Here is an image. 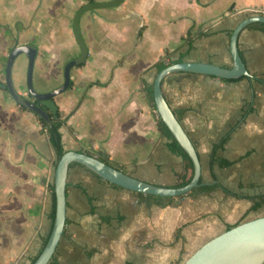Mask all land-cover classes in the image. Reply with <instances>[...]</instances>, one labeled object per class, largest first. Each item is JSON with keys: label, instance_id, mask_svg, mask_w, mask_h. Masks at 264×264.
I'll list each match as a JSON object with an SVG mask.
<instances>
[{"label": "crops", "instance_id": "0c3cea01", "mask_svg": "<svg viewBox=\"0 0 264 264\" xmlns=\"http://www.w3.org/2000/svg\"><path fill=\"white\" fill-rule=\"evenodd\" d=\"M104 8L109 11L99 20L101 51L88 49L82 66L93 64L91 69L78 73L83 83L68 88L77 91L76 100L65 97L57 105L65 119L62 145L92 153L140 180L178 186L187 171L167 148L146 97L156 74L151 66L165 51L177 57L190 38L183 61L230 67L229 33L241 20L264 15V0H124ZM257 23L244 27L237 39L252 77L176 72L162 82L168 105L196 147L198 187L215 188L196 187L178 197L140 194L70 163L65 225L48 264H180L241 222L264 196V30ZM19 105L0 87V264H31L53 225L56 156L37 117ZM221 141L211 159L212 146ZM257 211L245 217L264 215Z\"/></svg>", "mask_w": 264, "mask_h": 264}, {"label": "water", "instance_id": "95a60500", "mask_svg": "<svg viewBox=\"0 0 264 264\" xmlns=\"http://www.w3.org/2000/svg\"><path fill=\"white\" fill-rule=\"evenodd\" d=\"M107 2L87 3L81 5L73 17V34L80 48V54L66 62L63 69V83L56 89L46 93H36L32 87V71L38 48L33 43L15 45L9 51L5 62V82H0L2 89H7L11 97L20 105H24L33 111L44 114L43 110L36 107L31 101L18 93L13 86L11 71L15 58L19 54L27 57V86L28 91L39 99L56 117L58 106L51 99L55 95L65 91L70 83V70L85 62L88 48L80 31V17L89 10L107 7ZM253 22L264 23V15H252L241 20L232 30L229 37V51L232 59L230 67H223L212 63L182 61L170 64L158 71L152 82L153 100L155 111L165 123L173 137L188 154L192 165L193 175L191 180L181 186H161L135 178L126 172L117 169L98 159L96 156L83 153L78 150H66L58 159L54 169V219L51 232L46 243L32 264H48L53 257L65 225L66 213V177L70 163H79L102 179L118 185L122 188L159 197H178L189 193L201 183V164L196 147L188 137L175 113L168 105L163 92L162 82L164 78L176 72H190L195 74L210 75L223 79H233L241 76L252 77L239 54L237 39L240 31ZM264 263V215L248 219L230 227L217 236L209 239L181 264H263Z\"/></svg>", "mask_w": 264, "mask_h": 264}, {"label": "rangeland", "instance_id": "374dc122", "mask_svg": "<svg viewBox=\"0 0 264 264\" xmlns=\"http://www.w3.org/2000/svg\"><path fill=\"white\" fill-rule=\"evenodd\" d=\"M105 1L108 0H93L99 3ZM87 3L89 0H0V81L5 80L4 66L9 48L15 42L17 44L33 43L38 48L32 71L33 89L36 93H46L58 88L63 83L64 65L80 53L79 45L73 34V17L75 11ZM108 9L89 10L80 17L81 35L92 54L101 51L102 27L99 20L102 13L109 11ZM109 18L115 20L116 15H109ZM135 24H139L138 19ZM135 35L136 33H131L132 43ZM99 58L98 64H101V58ZM92 65L88 68L72 67L70 76L73 75V80L70 87L75 82L83 83L81 79H78L80 78L78 73H84L85 69L90 70ZM26 73L27 57L19 54L13 62L11 77L14 89L24 96L28 88ZM76 94L75 89H67L55 95L54 101L57 105L65 97L75 101ZM25 111L27 115H35L30 109ZM44 141L46 147L48 142ZM257 212L264 214V204ZM250 215L254 216L256 213ZM250 215L241 222L250 219Z\"/></svg>", "mask_w": 264, "mask_h": 264}, {"label": "trees", "instance_id": "16d2710c", "mask_svg": "<svg viewBox=\"0 0 264 264\" xmlns=\"http://www.w3.org/2000/svg\"><path fill=\"white\" fill-rule=\"evenodd\" d=\"M123 1L124 0H108L105 2L109 3L107 7H115V6H118L119 4H121ZM89 3H96V2H93V0H89ZM257 25H259L261 27V29L264 30V23H257ZM141 30H142V28L139 29V32H138L139 35L141 33ZM186 34H188V37H189V29L187 30ZM139 35H138V37H139ZM229 35H230V33H229ZM184 38H186V36ZM190 49H191V39L189 38L188 42H187V48L185 49V51L179 52L178 56L175 58L172 57L173 52L165 51L164 54L151 67L155 68L156 73H157L158 71H160L161 69H163L164 67H166L170 64L182 62L184 60L185 55L189 52ZM82 65H83V63L78 65V66H82ZM241 78H243V76H241ZM70 85H71V80H70V83H69V86L67 87V89L70 87ZM146 97H147L149 103L151 104L152 108L155 110V104H154V100H153L152 83L150 85H148V87H146ZM19 106L22 110L30 109L24 105H19ZM30 110L35 114V116L37 117L38 121L41 124L42 131L47 135L48 141H49V143H50V145H51V147L55 153V156H56V161H55V166H56L58 159L66 151L62 145L61 133L59 131L60 127L65 122V119L61 118V115L58 111L56 112V117H54L51 115V113H48L46 109H44V111H43L44 114H40L36 111H33L32 109H30ZM157 125H158V129H159L160 133L164 137L167 138V142H166L167 148L171 152L180 156L182 159L183 165L185 166V169L187 171L186 172L187 176L184 177V179L178 184V186L184 185V184L188 183L192 178V175H193L192 162H191L188 154L179 145V143L176 141V139L171 134L170 130L167 128L165 123L160 119V117H158V115H157ZM222 144H223V141H221L220 144H215L212 146L211 154H210L211 159L214 158L215 153L217 152L219 147H221ZM79 151L86 153V154H89L91 156H94L92 153L86 152L84 150H79ZM97 158L106 162L104 159H102L98 156H97ZM219 163L222 166H226V165L231 164V161L220 160ZM116 168H118L119 170H122L120 167H116ZM200 181H201V178H199V182ZM53 188H54V186L52 185L51 186V191H52L51 218H52V220L54 217V191H53ZM214 188H215V185H209V186L202 185V186L198 187V189L203 190V191H210V190H213ZM140 194H142V193H140ZM263 204H264V196L259 197L258 199L254 200L252 205L248 209V211H246V213L242 216L241 220L246 216V214L249 211L258 210ZM229 228L230 227H228L227 229H229ZM46 241H47V239L45 240V242ZM45 242H44V244H45ZM34 260L31 262V264L34 262ZM178 262H179V260H177L176 262L171 263V264H178Z\"/></svg>", "mask_w": 264, "mask_h": 264}, {"label": "flooded vegetation", "instance_id": "af4514ba", "mask_svg": "<svg viewBox=\"0 0 264 264\" xmlns=\"http://www.w3.org/2000/svg\"><path fill=\"white\" fill-rule=\"evenodd\" d=\"M15 45H18L16 42L9 48V51H10V49L12 48V47H14ZM8 54H9V52H8ZM80 54V53H79ZM8 56V55H7ZM78 56V55H77ZM76 56V57H77ZM7 59V58H6ZM73 59V58H72ZM6 62V61H5ZM4 69H5V66H4ZM4 78H5V75H4ZM5 82V80L2 82V83H4ZM25 87H26V85H25ZM5 90H7V89H5ZM8 91V90H7ZM24 98H26L27 100H29V101H31L36 107H38V108H40L41 110H43L44 111V109H46L47 110V112L48 113H51L50 112V110L42 103V101L44 100V99H39V98H37V97H35V96H33L29 91H28V88H26V96H24V95H22ZM53 101H54V97H52L51 98ZM55 102V101H54ZM57 105V104H56ZM57 111H58V109H57ZM56 111V112H57ZM59 112V111H58ZM60 113V112H59ZM51 115H52V113H51ZM53 116V115H52Z\"/></svg>", "mask_w": 264, "mask_h": 264}]
</instances>
